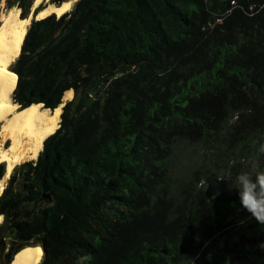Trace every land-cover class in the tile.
<instances>
[{"label":"trees","instance_id":"trees-1","mask_svg":"<svg viewBox=\"0 0 264 264\" xmlns=\"http://www.w3.org/2000/svg\"><path fill=\"white\" fill-rule=\"evenodd\" d=\"M34 1L6 0L21 20ZM66 1L35 8L10 65L21 108L74 97L0 194V264L28 246L39 264H264V224L237 187L199 188L171 163L181 142L214 138L236 164L264 153V0L49 3ZM234 115L252 124L238 141Z\"/></svg>","mask_w":264,"mask_h":264},{"label":"bare ground","instance_id":"bare-ground-1","mask_svg":"<svg viewBox=\"0 0 264 264\" xmlns=\"http://www.w3.org/2000/svg\"><path fill=\"white\" fill-rule=\"evenodd\" d=\"M43 0H35V6ZM72 1L57 6L50 4L38 12V18L51 13L58 15L70 9ZM31 17L20 19V11L16 8L4 15L0 25V161L6 163V174L0 180V192L3 181L10 175L16 164L37 158L45 139L53 134L61 121L62 105L55 109L43 108L42 103L21 108L14 100V90L18 77L11 71L10 65L20 54ZM68 90L67 98L73 96ZM9 141V145L7 142ZM3 216L0 214V223ZM43 250L41 246H28L13 257L10 264H39Z\"/></svg>","mask_w":264,"mask_h":264},{"label":"rangeland","instance_id":"rangeland-1","mask_svg":"<svg viewBox=\"0 0 264 264\" xmlns=\"http://www.w3.org/2000/svg\"><path fill=\"white\" fill-rule=\"evenodd\" d=\"M43 1H41L38 5H36L31 10L30 16H29L31 17V21L34 17L33 14H34L35 8L39 6ZM46 2L48 3L46 7H48L50 4H53V3H49V0H46ZM71 5H73V2L71 3ZM17 6H12L11 8H9L7 6L6 0H0V25L3 22L4 15H6L12 8L18 9L20 11V17H21L22 8L21 7L18 8ZM37 18L38 16H36V19ZM73 96H74V92H73ZM64 99L67 100L69 98L65 96ZM42 106L43 108L45 107L44 104ZM237 118L238 117L236 115H234L231 118V124L233 123L234 127L232 126V130L230 131V138L236 141L240 140L239 137L242 136V133L239 130L243 132L252 130V124H248L249 126H247L244 123L241 124V122L237 123V120H240L239 118L238 119ZM0 127H1V123H0ZM191 134H192V138L194 136L197 137V134H194V133H191ZM190 140H191V137H190ZM195 143L196 144H193L195 148L188 150L187 145L181 142L178 146L175 156L171 160V163L173 165L178 166V168L182 170L184 173L190 174V177L193 179V181H196L199 188L213 190L217 187L225 186L226 188H228L229 193H233L236 188L235 183L238 182V178L241 175H243V173H245L250 168H253L256 162L264 165V153H262L257 160H255V158L248 159V158L242 157L240 161H238L236 164L235 154L233 153V151L221 150L218 147V142L216 141L215 138L210 139L209 141H207L206 144H201L200 142H195ZM7 145H9V141L7 142ZM261 145H262V149H264V145L262 143ZM213 153H214V156H213ZM205 154L207 155V157L204 161H202L201 156H204ZM37 158L29 159L24 162L35 161L37 160ZM184 159L190 160L188 161V164H185V165L181 164ZM24 162H21V163H24ZM21 163L16 164V166ZM5 166H6V163H5ZM231 166H234L233 170ZM237 166L240 167L239 170L237 169ZM9 176L3 181V189L6 186L7 179L9 178ZM176 176L178 177V174ZM2 179H4V177ZM186 187L187 185L185 186V188ZM3 189L1 190L0 193H2ZM188 190H190L189 186H188Z\"/></svg>","mask_w":264,"mask_h":264},{"label":"clouds","instance_id":"clouds-1","mask_svg":"<svg viewBox=\"0 0 264 264\" xmlns=\"http://www.w3.org/2000/svg\"><path fill=\"white\" fill-rule=\"evenodd\" d=\"M235 185L239 192L241 205L259 223L264 224V172H259L254 176L245 173L238 178ZM261 247H264V243Z\"/></svg>","mask_w":264,"mask_h":264},{"label":"water","instance_id":"water-1","mask_svg":"<svg viewBox=\"0 0 264 264\" xmlns=\"http://www.w3.org/2000/svg\"><path fill=\"white\" fill-rule=\"evenodd\" d=\"M56 5V4H55ZM57 6H59V5H57ZM35 7V6H34ZM55 13V12H54ZM56 14V13H55ZM37 19H39V18H37ZM74 97V96H73ZM73 97L72 98H69V99H64V96H63V98H62V102H61V104L60 105H62V111H63V107L65 106V104L67 103V101H69V100H72L73 99ZM42 105H43V103H42ZM50 109V108H49ZM1 194V193H0Z\"/></svg>","mask_w":264,"mask_h":264}]
</instances>
